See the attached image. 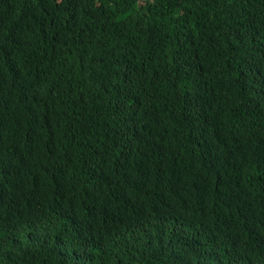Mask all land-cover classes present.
Segmentation results:
<instances>
[{"label":"trees","instance_id":"16d2710c","mask_svg":"<svg viewBox=\"0 0 264 264\" xmlns=\"http://www.w3.org/2000/svg\"><path fill=\"white\" fill-rule=\"evenodd\" d=\"M263 145L264 0H0V264H264Z\"/></svg>","mask_w":264,"mask_h":264},{"label":"clouds","instance_id":"9594fccd","mask_svg":"<svg viewBox=\"0 0 264 264\" xmlns=\"http://www.w3.org/2000/svg\"><path fill=\"white\" fill-rule=\"evenodd\" d=\"M92 157H93L92 155H86V156L83 157V171L85 173H88L90 171V169H91L90 160H91ZM254 161L264 171V145L260 149H258L256 151V154L254 156ZM261 184H262V188H261V190L259 192H260V196L264 197V179H263V182ZM255 212L260 213L259 210H256ZM131 228H133V226H131ZM139 238H141V239L144 238L142 229L140 231ZM138 242L139 241H135V243H134L135 246L136 247H139L140 249H142L143 245L142 244H139ZM59 249L61 251H64V253L69 254V255L72 252V250L70 248H66L65 250H62L63 247H60Z\"/></svg>","mask_w":264,"mask_h":264}]
</instances>
